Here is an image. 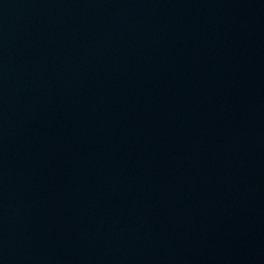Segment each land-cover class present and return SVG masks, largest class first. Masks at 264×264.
I'll list each match as a JSON object with an SVG mask.
<instances>
[{"label":"water","instance_id":"1","mask_svg":"<svg viewBox=\"0 0 264 264\" xmlns=\"http://www.w3.org/2000/svg\"><path fill=\"white\" fill-rule=\"evenodd\" d=\"M0 264H264V0H0Z\"/></svg>","mask_w":264,"mask_h":264}]
</instances>
